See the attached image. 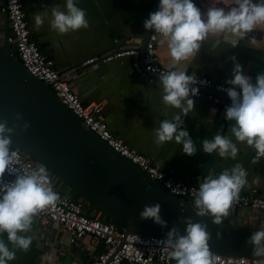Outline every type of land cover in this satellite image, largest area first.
Returning a JSON list of instances; mask_svg holds the SVG:
<instances>
[{"label":"clouds","instance_id":"obj_1","mask_svg":"<svg viewBox=\"0 0 264 264\" xmlns=\"http://www.w3.org/2000/svg\"><path fill=\"white\" fill-rule=\"evenodd\" d=\"M218 4L217 0H211V6L202 13L194 0H159L158 10L144 21L146 30L159 35V43L166 45L172 61L169 70L159 75L161 102L166 108L178 110L171 119H163L153 129L157 148L174 141L182 145V152L190 157L198 150L184 126L183 117L194 110L192 97L198 95V89L192 85L207 82L189 75L181 62L194 60L202 44L211 38L235 48L253 30L264 27V0H228L226 8ZM50 17L48 11L34 14L35 30L39 31L46 20L51 30L60 35L89 28L86 10L78 6V0H65L63 7L59 4L50 7ZM230 59L233 78L226 81L230 87H218L231 100L225 109V119L230 122L227 133L217 132L200 144L204 153H215L233 161L239 154V145H244L254 152L251 163L259 164L264 159V72L259 73L253 83L236 57ZM22 119V114L16 113L15 120ZM16 127V124L9 127L7 120L0 121V264L14 261L17 251H30L33 237L28 233L32 232L34 218L59 200L45 167L24 171L14 163L10 137ZM29 127L24 123L22 131ZM5 174L15 179L6 182ZM248 175L246 168L237 162L230 168L204 176L192 203L196 216L209 217L214 224L221 225L241 191L250 186ZM253 183H259V176ZM160 213L161 205L156 203L145 205L139 216L163 229L168 225ZM182 222L184 234L172 227L164 239L157 240V244L167 250L169 260L175 264H215L207 224L193 222L190 217ZM217 238H221V233H217ZM247 243L252 246L254 257L264 259V230L254 231Z\"/></svg>","mask_w":264,"mask_h":264},{"label":"crops","instance_id":"obj_2","mask_svg":"<svg viewBox=\"0 0 264 264\" xmlns=\"http://www.w3.org/2000/svg\"><path fill=\"white\" fill-rule=\"evenodd\" d=\"M22 1L31 35L40 50L54 60L58 70L70 73L68 82L84 103L95 101L102 104L103 117L112 133L175 177L198 184L210 172L218 173L239 162L248 171L250 185L241 193L255 192L264 196V159L253 165L254 152L251 148L239 145L235 161L224 160L215 153L210 155L202 150L200 143L203 139H211L217 132L227 133L230 122L225 119L226 108L221 103L192 98L194 110L183 117L184 126L198 149L190 157L182 152V145L174 141L161 148L154 144L153 129L178 111L162 104L159 79L152 84L147 83L130 69L128 58L80 66L85 58L109 51L115 37L120 45L130 40L133 45L142 46L150 32L143 24L149 18L148 12L153 9L155 0H78V6L86 10L89 28L64 35L51 30L48 20L39 31L35 30L34 14L48 11L50 19V7L56 4L63 7L65 0ZM217 2L218 7H227L228 0ZM194 3L202 13L211 6V0H194ZM3 29L4 17L0 11V36ZM159 40L160 37L155 53L160 63L170 68L172 61L167 47L162 46ZM232 56L242 65L244 74L255 83L256 76L264 72V27L253 30L235 48L211 38L202 44L194 60L181 63L188 73L206 75L226 83L233 78ZM257 176L259 183H253ZM226 221L242 227L263 229L264 212L231 208ZM28 235L33 237L30 251H17L16 259L9 264H70L73 258L83 253L94 258L103 250L102 243L93 242L90 237L72 243L55 241L57 236L37 225L35 218L32 232ZM44 256L49 258L42 259Z\"/></svg>","mask_w":264,"mask_h":264},{"label":"water","instance_id":"obj_3","mask_svg":"<svg viewBox=\"0 0 264 264\" xmlns=\"http://www.w3.org/2000/svg\"><path fill=\"white\" fill-rule=\"evenodd\" d=\"M3 0H0V11ZM3 14V13H2ZM0 38V121L16 124L12 145L46 165L76 194L100 209L108 220L125 233H140L165 238L172 227L184 234V218L207 224L211 252L254 257L247 243L261 228L242 227L224 219L216 225L209 217H198L192 209L193 198L172 194L138 166L115 152L89 127L62 104L50 87L36 79L11 56L8 49V22ZM146 40L143 41V45ZM142 45V46H143ZM159 79V78H157ZM218 96H222L216 93ZM16 113L23 119L15 120ZM24 123L30 127L22 131ZM150 186V187H149ZM161 205L167 227L141 220L145 205ZM237 213V211L235 212ZM221 233V238H217ZM93 256L83 253L70 264H91Z\"/></svg>","mask_w":264,"mask_h":264},{"label":"built area","instance_id":"obj_4","mask_svg":"<svg viewBox=\"0 0 264 264\" xmlns=\"http://www.w3.org/2000/svg\"><path fill=\"white\" fill-rule=\"evenodd\" d=\"M158 5L159 0H155L154 7L148 14L158 10ZM1 13L6 16L8 22L9 53L20 61L25 70L47 84L56 98L115 152L138 166L172 194L194 199L198 183L175 177L152 159L133 149L109 129L102 114L101 103L95 101L84 103L80 99L68 82L70 73L58 70L54 60L40 50L37 41L32 37L22 0H3ZM158 38L159 35L150 30L144 45L138 46L130 43V40H127L124 45H120L118 38L115 37L109 51L85 58L80 66L128 58L130 69L140 78L145 79L147 83L152 84L160 73L169 70V67L160 63L155 53ZM188 74L193 75L192 73ZM194 75L198 81L207 83L206 85L200 83L192 85L198 89V95L192 98L218 101L225 108L230 106L231 100L227 93L218 90V87L228 88L230 85L206 75ZM237 90L239 91V89ZM216 93L222 96L220 97ZM10 148L14 163L24 171H31L41 166L48 171L53 190L58 193L59 200L55 205L42 210L35 217V221L37 225L56 235L55 241L72 243L84 237H90L93 242L102 243L103 250L93 258L91 264H124L125 262L175 264L174 261L169 260L167 250L157 244V240L164 239L163 237L125 233L116 223L108 220L100 209L71 190L46 165L12 144ZM4 179L7 182L14 180L15 176L5 174ZM245 208L253 212H264V196L255 192L240 193V198L234 202L232 209ZM212 253L215 264H264V259L261 258Z\"/></svg>","mask_w":264,"mask_h":264},{"label":"rangeland","instance_id":"obj_5","mask_svg":"<svg viewBox=\"0 0 264 264\" xmlns=\"http://www.w3.org/2000/svg\"><path fill=\"white\" fill-rule=\"evenodd\" d=\"M20 65L22 66V64L20 63ZM41 81V80H40ZM245 209H247V208H245ZM249 210V209H248Z\"/></svg>","mask_w":264,"mask_h":264}]
</instances>
